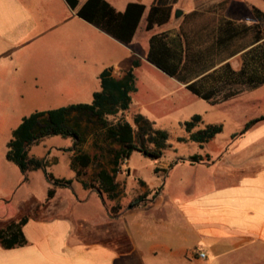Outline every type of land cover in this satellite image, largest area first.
<instances>
[{
    "label": "crops",
    "instance_id": "crops-1",
    "mask_svg": "<svg viewBox=\"0 0 264 264\" xmlns=\"http://www.w3.org/2000/svg\"><path fill=\"white\" fill-rule=\"evenodd\" d=\"M106 1L117 12H124L130 4L146 6L131 43L126 44L79 17L66 0H0V112L10 116L6 121L10 122L8 137L1 140L5 161L0 175V201L8 204L28 190L30 179L27 186L22 184L24 175L6 158L13 131L23 118L35 112L92 103L94 94L101 89L100 76L109 68L115 78L121 79L134 61H139L135 69L137 90L132 98L144 96L151 103L155 98L156 103H165L174 113L190 112V107L196 105L212 112L226 103L235 104L238 96L264 86L244 90L216 104L188 88L195 85L217 97L232 87L223 67L229 65L238 71L242 54L251 47L239 53L235 40L228 49L212 53L208 61L193 55L218 41L223 20L239 23L231 6L221 10L206 5L205 0H187L189 9L180 19L173 18L172 9L169 22L147 30L150 8L155 4L172 8L175 0ZM163 34L167 35L163 40L167 46L181 50L188 43L193 51L189 58L171 59V63L180 65L181 79L168 75L149 60L151 39ZM134 107L138 113L142 103ZM197 112L191 114L200 115ZM207 125L211 124L203 118L201 128ZM233 136L228 150L219 157L208 153L203 156H210V162L191 164L188 157L182 159L184 162L172 160V164L156 167L158 176L169 178L181 168L182 172H198L206 178L189 179L182 175L178 181L167 183V187L171 186L167 194L163 189L155 198H147L132 208L140 195L156 193L160 182L152 187L135 179L138 189L127 198L131 169L123 167L117 175L123 194L116 203L101 195L98 188L83 187L71 167V145L49 148L45 144L38 154L30 150L31 156L46 158L51 167L65 159L73 173L69 178L73 184L57 187L55 196L46 203L50 186L47 198L34 215L10 220L19 222L28 217L23 227L27 244L7 249L0 243V264H216L255 246L264 249V122L243 135ZM248 149L251 154L237 160ZM85 150L91 152L92 144L88 143ZM177 190L182 192L181 198L172 195ZM94 197L101 200L97 207L91 203ZM117 204L120 214L111 218L109 210ZM84 206L97 209L102 222L94 216L78 215L76 209ZM127 218L128 236L123 235L121 225ZM84 223L97 229L87 228L81 234L78 227ZM90 233L100 240H91ZM116 239L126 242L127 248L113 244ZM202 253L205 258L200 257Z\"/></svg>",
    "mask_w": 264,
    "mask_h": 264
},
{
    "label": "trees",
    "instance_id": "trees-1",
    "mask_svg": "<svg viewBox=\"0 0 264 264\" xmlns=\"http://www.w3.org/2000/svg\"><path fill=\"white\" fill-rule=\"evenodd\" d=\"M71 8L77 10L79 17L99 27L116 39L129 44L132 42L140 21L145 13L146 6L130 4L124 12H117L106 0H66ZM85 3L80 7V3ZM171 7L155 4L150 8L147 30L155 24H165L171 18ZM255 23H234L223 20L220 27L221 36L214 44H207L205 49L194 53L199 60H209L212 53L226 50L235 40L238 42V52L247 48L242 54V66L234 71L229 65L223 67V74L227 75V82L232 87L219 96L207 94L189 85L194 94L212 104L223 102L244 90L256 89L264 85V13L253 9ZM167 35H157L151 39L149 60L161 70L172 77L181 79L180 65L171 63V59L182 60L189 58L192 50L188 43L185 48L178 50L163 43ZM139 61L135 60L133 66L125 72L121 79L113 75V69L105 70L100 76L101 89L93 96L90 104H75L54 109L48 112H35L24 117L21 124L13 131L8 143L6 158L14 163L23 174L43 170L47 180L53 184L48 192V199L56 194L57 187H70L73 180L58 179L47 172L50 166L46 158L30 155V147L39 144L45 138L61 136L75 140L71 167L76 172L77 179L85 189L98 188L101 195L118 203L123 190L117 183V175L123 169L135 152L146 157L161 158L167 149H170V134L168 130L159 128L155 121L136 114L133 121L121 117L116 121L109 117L117 118L120 114L128 112L132 104V94L136 92L135 69ZM234 84L238 87L234 88ZM263 119L249 121L239 135L248 132L254 125ZM203 124L201 115H195L190 120L181 123L182 128L189 134L188 138L180 137L179 141L190 140L204 146L213 141L224 130L222 124H211L200 128ZM239 135H234L236 138ZM91 143L92 151L87 152L85 146ZM211 161L210 156L195 155L191 157V164ZM178 163L184 162L182 159ZM93 173L90 175L89 172ZM88 178V179H86ZM145 186V183L142 182ZM149 193L140 195L132 204L138 206L147 201ZM121 207L113 206L109 212L111 218L119 216ZM28 222V217H23L19 222L11 221L0 229V243L4 248L12 249L25 246L27 239L23 227ZM126 239V238H125ZM127 242V240H126Z\"/></svg>",
    "mask_w": 264,
    "mask_h": 264
},
{
    "label": "rangeland",
    "instance_id": "rangeland-1",
    "mask_svg": "<svg viewBox=\"0 0 264 264\" xmlns=\"http://www.w3.org/2000/svg\"><path fill=\"white\" fill-rule=\"evenodd\" d=\"M201 3V0H199ZM206 5H214L216 9L225 10L231 6L230 11L233 15H236L240 23H245L247 25H251L255 23V18L253 16V9L257 8L261 12L264 13V0H205ZM175 4H173L172 9L175 11L173 18H175V13L177 10H188V1L187 0H175ZM93 84V83H91ZM145 88V85H144ZM165 90L172 91L170 87H163ZM247 95L238 96L239 99L235 104L229 105L228 103L222 105L220 108H216L215 111H208L209 109H204L202 105H196L194 107H190V112L187 113H174L171 112L172 109L168 107L165 103L158 104L156 103V99L151 103L149 98H144V96L140 98H132V104L128 112L120 114L117 118L109 117V120L116 121L121 117L126 118L128 121L132 122L133 117L136 114H142L147 118L155 121L159 128H163L168 130L170 134V144L172 147L167 149L163 156L158 159L150 158L144 156L142 153L135 152L130 161L124 165V168L131 169V177L129 178L127 185V198L134 193L138 187L135 183V179H142L149 186H154L156 183L160 182L159 189L156 193H153L148 199H153L155 196L160 193L161 190L166 189L165 194L170 192V187H167V183L171 184L173 181H178L182 175L186 176L189 179H198L200 177L206 178L200 173L195 172H182V169L176 170V172L172 173L170 177L169 175H156L154 169L156 167L163 166L165 164H172V160H179L188 157H193L195 155L204 156L206 153L211 154L214 157H219L224 153L225 150H228L229 144L232 141V136L235 133H241L242 128L252 119H263L260 122H264V86L260 87L254 91L247 92ZM142 100V101H141ZM141 104L138 113L136 112L135 104ZM229 105V106H228ZM225 106V107H224ZM194 111H198L200 115L203 116L206 124H214V123H222L224 126V130L221 134H219L215 140L211 143L207 144L205 148H201L198 143L192 142L190 140L187 141H179L180 137L188 138L189 134L182 128L181 123L190 120V117L193 116L191 113ZM171 112V113H170ZM10 118L9 115L0 112V175L3 173V161L4 160V149L1 146V140L6 139L7 133L9 130L10 122H7ZM258 122V123H260ZM257 123V124H258ZM9 125V126H7ZM203 127V124L201 125ZM200 127V128H201ZM44 144H40V146H36L38 144L32 145L30 147L31 153H40L43 145H47L49 148L53 146L62 145H71V148H74L75 140L72 138H63L61 136H51L44 139ZM41 143V142H40ZM42 145V146H41ZM5 148V147H4ZM251 149L243 151L239 154L240 157H247L251 154ZM31 155V154H30ZM213 157V158H214ZM8 161V160H7ZM10 162V161H9ZM8 163V162H6ZM12 163V162H11ZM14 169L17 171L18 168L14 166ZM21 171V170H20ZM39 172H28L24 175L23 183L27 186V182L29 181L28 190L18 194L15 199L6 204L0 201V229H3L10 220H15L23 215L32 216L37 210L36 208L39 204H42L47 198L48 188L53 184L50 183L43 170H38ZM47 172L53 175L55 178H67L69 179L72 171L69 166L66 165L65 159H62L61 162L56 166L47 167ZM30 177V178H29ZM88 179V178H86ZM50 183V184H49ZM1 184V183H0ZM1 186V185H0ZM173 196H177L179 198L182 197V192L180 190L172 192ZM75 196V194H73ZM12 197H10L11 199ZM49 201L47 200L46 203ZM99 202L101 200L97 197H94L91 203H95L96 207L99 206ZM135 204H132L130 208L134 207ZM168 208V207H167ZM77 214L79 215H90L94 216L95 219L99 220V223L102 222V216L94 207H81L76 209ZM175 220V217L174 219ZM130 220L127 218L122 222V228L124 233L123 235H127V225ZM100 225V224H99ZM85 226V227H84ZM84 226L80 224L79 233L82 234V230L90 228L92 231L97 229L95 226H91L84 223ZM101 227V226H99ZM94 228V229H93ZM114 227L110 226V229ZM117 229V228H116ZM126 231V232H125ZM121 233V232H120ZM126 233V234H125ZM92 238L91 240H100L101 237L95 236L94 234H89ZM125 236V237H126ZM126 240V239H125ZM115 245L121 246L122 248H127L126 242H120L116 239V241L112 242ZM216 264H264V249H262L261 245L253 247L251 250H243L238 252L230 259H222Z\"/></svg>",
    "mask_w": 264,
    "mask_h": 264
},
{
    "label": "water",
    "instance_id": "water-1",
    "mask_svg": "<svg viewBox=\"0 0 264 264\" xmlns=\"http://www.w3.org/2000/svg\"><path fill=\"white\" fill-rule=\"evenodd\" d=\"M184 12L181 10H177L175 13V18L180 19L183 16Z\"/></svg>",
    "mask_w": 264,
    "mask_h": 264
},
{
    "label": "built area",
    "instance_id": "built-area-1",
    "mask_svg": "<svg viewBox=\"0 0 264 264\" xmlns=\"http://www.w3.org/2000/svg\"><path fill=\"white\" fill-rule=\"evenodd\" d=\"M200 257H201V258H205L206 255H205L204 253H202V254L200 255Z\"/></svg>",
    "mask_w": 264,
    "mask_h": 264
}]
</instances>
